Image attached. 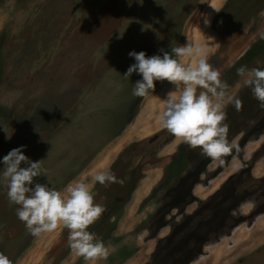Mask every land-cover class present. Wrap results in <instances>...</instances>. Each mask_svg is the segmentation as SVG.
<instances>
[{"label":"rangeland","instance_id":"rangeland-1","mask_svg":"<svg viewBox=\"0 0 264 264\" xmlns=\"http://www.w3.org/2000/svg\"><path fill=\"white\" fill-rule=\"evenodd\" d=\"M261 31L264 0H0V158L25 146L46 170L34 182L57 190L104 168L123 180L92 188L105 211L89 230L115 248L106 259L77 256L63 225L31 235L2 184L0 252L13 264H264V109L236 72L264 67ZM186 43L210 44L208 62L242 101L225 109L236 149L221 170L160 128V99L174 85L154 81L153 95L136 97L141 77L123 76L130 51ZM237 174L235 205L225 199L220 214L203 204Z\"/></svg>","mask_w":264,"mask_h":264},{"label":"clouds","instance_id":"clouds-1","mask_svg":"<svg viewBox=\"0 0 264 264\" xmlns=\"http://www.w3.org/2000/svg\"><path fill=\"white\" fill-rule=\"evenodd\" d=\"M259 38L264 39V31ZM209 47L210 44L186 43L171 51L160 49V54L151 56L144 51H130L128 56L135 62L123 76L129 78L136 73L141 77L133 84L132 95L136 97L153 95L154 81L166 80L174 85V90L160 99L162 108L156 115L160 128L180 142L199 148L218 165H225V157L236 149L228 140L225 109L232 104L239 111L242 101L227 93L228 85L220 78L221 73L208 62ZM178 57L194 58L195 62L184 64ZM236 72L264 109V67L249 69L241 65ZM24 147L11 149L0 158V184L7 188L9 203L17 206V219L33 236L63 225L69 230L68 246L77 256L91 261L106 259L115 248L89 230L105 211L103 204L94 202L92 188L95 183L122 184L123 180L110 168H104L95 172L91 183L75 181L57 190L49 183L34 182V178L46 176V170L42 160L33 162L23 154ZM0 264L13 261L0 252Z\"/></svg>","mask_w":264,"mask_h":264},{"label":"trees","instance_id":"trees-1","mask_svg":"<svg viewBox=\"0 0 264 264\" xmlns=\"http://www.w3.org/2000/svg\"><path fill=\"white\" fill-rule=\"evenodd\" d=\"M254 47H258V53L264 48V41H263V44H260V43H256V45H254ZM257 54L253 52V50H250L246 55H244L242 57V59H240L237 63H236V66H239L241 63H244L246 60L248 59H252L254 56H256ZM179 148V152L180 154L182 153V145ZM182 156H185L182 154ZM206 160H211V158L209 159V157H207ZM224 165H220L219 166V170H221L223 168ZM198 171V170H197ZM196 171V172H197ZM191 174V173H190ZM198 174L199 173H193L191 174L192 176L196 175V178L192 180L193 183L196 182L197 180V177H198ZM237 178H240V174H237L235 176H231L227 179V181L225 183H223L220 188H218L213 194H211V196L203 203L204 205H207L209 206V204H211L212 202H214V207L217 208L219 210V213L222 214V212L220 211L221 210V205H222V202L226 200H230L231 202H233V205H235L237 202H238V197H240V189L236 188L235 185H234V182L236 181H232L233 179H237ZM262 181V179H261ZM180 195V194H179ZM178 195V196H179ZM232 205V206H233ZM231 208V207H229ZM210 224H215L217 223V225H214V227L216 229H218L220 226H221V220L218 219L217 215L216 214H212L211 215V220L208 221ZM210 228H213L212 226ZM209 228V229H210ZM208 229V230H209ZM195 239L197 240V238L195 237ZM184 242H187V246H189V241L187 238H184L183 239ZM198 241V240H197ZM203 242H205V239L203 240ZM197 251V250H196ZM194 256V255H193ZM192 259L191 257H189L188 260Z\"/></svg>","mask_w":264,"mask_h":264},{"label":"flooded vegetation","instance_id":"flooded-vegetation-1","mask_svg":"<svg viewBox=\"0 0 264 264\" xmlns=\"http://www.w3.org/2000/svg\"><path fill=\"white\" fill-rule=\"evenodd\" d=\"M242 260H240L239 262H241Z\"/></svg>","mask_w":264,"mask_h":264}]
</instances>
